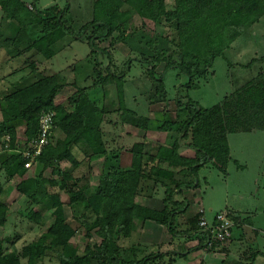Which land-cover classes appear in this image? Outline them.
Here are the masks:
<instances>
[{
	"label": "trees",
	"instance_id": "obj_1",
	"mask_svg": "<svg viewBox=\"0 0 264 264\" xmlns=\"http://www.w3.org/2000/svg\"><path fill=\"white\" fill-rule=\"evenodd\" d=\"M90 2L89 17L75 22L68 3L30 8L23 0H0V227L13 214L6 203L13 181L27 204L22 216L39 227L21 247L16 246L20 235L0 236V264H170L161 251L139 255L141 243H131L133 235L147 221L173 234L175 217L190 206L181 194L199 185L198 170L206 164L225 168L227 135L264 130L261 65L210 106L186 97L213 77L218 59L228 68L240 52L247 60L236 63L244 68L264 61V0ZM134 15L141 19L137 27H131ZM77 39L90 46L85 58L72 64L73 71L85 69L81 81L39 68L38 55L51 58ZM118 44L128 52L121 62L114 55ZM136 63L145 66L141 108L136 99L132 107L127 104L133 83L129 72ZM168 68L186 77L173 101L163 77ZM66 87L73 91L60 99ZM157 102L164 103L160 118L150 115V105ZM45 111L53 114L47 142L25 166L23 149L39 134ZM113 113L123 123L164 132L166 138L149 146L144 138L128 148L109 146L104 124ZM80 143L90 150L81 158L73 152ZM122 149L129 154L126 164H121ZM94 162L99 163L96 173ZM153 198L161 201L159 208L147 204ZM227 213L234 226L245 224L234 210ZM199 215L187 231L201 235L199 245L205 247L209 231L199 227ZM78 233L85 239L83 247L73 241Z\"/></svg>",
	"mask_w": 264,
	"mask_h": 264
},
{
	"label": "rangeland",
	"instance_id": "obj_2",
	"mask_svg": "<svg viewBox=\"0 0 264 264\" xmlns=\"http://www.w3.org/2000/svg\"><path fill=\"white\" fill-rule=\"evenodd\" d=\"M23 1L30 8L33 4L44 7L53 3H58L62 6L68 3L70 7L69 17L75 22L85 20L89 17L91 9V0ZM140 24V17L134 15L131 27H137ZM262 47L263 40L262 38H258L257 49L260 53H262ZM89 51L90 46L85 40L77 39L70 46L56 53L51 58L38 55L36 60L39 68L46 74L62 72L66 80L75 79L81 81L84 74H86L85 69L81 67L79 69L77 68V71H73L74 67L72 64L79 62L80 59H84ZM114 55L116 60L121 62L128 55V52L122 44H118ZM2 56L3 53L1 52L0 60ZM243 56L242 52L238 56H235L234 65L229 68L226 67L221 59H218L215 64L213 77L209 81L201 83L199 87L189 90L186 97L196 100L202 106H210L220 101L225 94L231 92L254 76L258 72L260 65L264 67V61H256L250 68L240 66L236 62H245L247 59ZM143 65L136 63L129 72L130 77L128 78L133 80L134 83L129 85L127 89V96L130 97L127 104L131 107L135 99L136 103H139V108L146 102L145 98L142 96L139 97L140 93H142L141 88L143 87L140 83V77L145 71V66ZM67 67L68 69L66 70ZM163 77L165 85L167 86L168 95L172 99L171 101H173L179 85L185 82L186 77L184 75L177 76V71L174 68L166 69ZM181 89H183V86ZM72 91L70 87H66L59 98L64 99ZM181 92L185 93L184 90ZM135 105L137 106V104ZM169 105L172 107V103ZM163 107V102L151 104L150 110L152 113L150 115L160 118ZM107 120L108 122L104 124V131L109 146L128 148L133 142L143 138L146 140V145L149 146L152 143L163 141L166 138L164 132L155 129L144 132L141 129L123 123L116 113L108 115ZM23 128V124L21 122L18 123L20 139L23 138ZM2 139L4 138L2 137ZM227 139L229 158L224 166L225 168L221 169L217 166L206 164L198 170L197 178L199 185L191 188L190 208L196 210L202 208L204 210L203 215L208 222L212 220L217 212L225 211L226 209L234 210L235 214L245 219V224H243V229H241L244 231L245 237L239 239L238 235L241 230L237 233L234 231L230 243L224 241L221 247L214 250L197 248L187 259L174 256L176 258L174 264H189V262L193 261L197 264H234L239 260L242 261V264H264V130L231 132L227 135ZM20 141H23V139ZM89 151L83 143L73 147L74 154L79 158L83 157ZM180 151L187 155L194 154L193 150L188 148H181ZM128 160L129 154L122 149L121 164L128 163ZM98 165V162L93 163V173L97 172ZM14 184V181L9 183V187L11 188H9V195L6 200L13 214L11 215L10 223L4 228L0 227V236H13L14 233L20 235L16 246L21 247L36 235L39 227L37 224L26 220L22 216L26 212L25 208L27 204L24 197L13 188ZM161 195L160 190L158 196L161 197ZM154 205L157 207L161 206V201H154ZM14 213L17 214L15 215ZM66 214H70L68 207H66ZM153 223L155 224V222ZM142 228L133 235L131 240V243H141L138 246L141 249L139 255L147 253L157 254L160 250H166L151 244L150 239L152 238V240L157 242V240L161 239L160 234L158 236L156 235V238L149 237V235L146 237L143 236ZM175 229L177 231H174L173 234L168 232L169 234L166 235L170 236V240L173 238L174 242L177 243L179 239H182L180 237L182 229L178 227H175ZM73 241L80 247H83L85 239L82 234L78 233ZM224 247L226 248L224 249ZM245 253L247 257L244 256ZM251 255L255 257L251 259ZM160 260L163 259H158L156 262L159 263ZM164 260L168 262L167 257ZM46 264L55 263L46 262Z\"/></svg>",
	"mask_w": 264,
	"mask_h": 264
},
{
	"label": "crops",
	"instance_id": "obj_3",
	"mask_svg": "<svg viewBox=\"0 0 264 264\" xmlns=\"http://www.w3.org/2000/svg\"><path fill=\"white\" fill-rule=\"evenodd\" d=\"M1 52L3 53V51H0V54H1ZM181 195L184 197H187L188 200H191L190 199L191 189L184 190ZM156 200H159V199H156V198L149 199V200H147V204L152 206V207L159 208L160 206L157 207L154 205V201H156ZM190 207H191V201H190V206L184 212L177 215L174 219L175 227L182 229L181 230V236H180V237H182V239H179V241H177V243L174 242L173 238L170 240V236L166 235V234H169L170 232L168 233L167 229L164 226L157 224V223L154 224L153 221H147L144 224L143 228L141 229V231L144 233L143 236H146V237L149 235V237L156 238V235L158 236L160 234V236H161L160 240H157V242H156V241L152 240V238H151L150 241H151V244L160 247V249H166V250H162V251L160 250V251L163 253L164 258L167 257V260L170 262V264H174L176 262L175 257H182V258L187 259L189 256L192 255V253L194 251H196L197 248H203L204 249V247H200V245H199V238L201 235L198 236V235L193 234V233L191 234V231H189V230L187 231V229L192 227L193 217H195V216H197V214H199L198 210L200 209V208H198L196 210V209L190 208ZM225 211L228 212L229 209H226ZM198 220H199V218H198ZM242 227H243V224L239 225V226H234L232 233H231V236H233L234 231H236L235 233H237L239 230L243 229ZM146 228H147V230H145ZM174 231H177V230L174 229ZM170 234H172V233H170ZM165 236H167V237H165ZM238 236H239V239H243L245 237L244 231L241 230V232H239ZM231 240H232V237H231V239L227 240V242L230 243ZM227 242H225V243H227ZM134 243H138V242H134ZM221 245L219 247H221ZM219 247H217V248H219ZM225 248L226 247H224V249ZM235 263H237V262H235ZM153 264H155V263H153ZM189 264H197V263L195 261H193V262H189Z\"/></svg>",
	"mask_w": 264,
	"mask_h": 264
},
{
	"label": "built area",
	"instance_id": "obj_4",
	"mask_svg": "<svg viewBox=\"0 0 264 264\" xmlns=\"http://www.w3.org/2000/svg\"><path fill=\"white\" fill-rule=\"evenodd\" d=\"M52 118L53 114L50 111H45L41 114L39 118V134L32 140L31 147L23 149V155L28 158L25 166L30 165L32 158L41 152L43 145L47 142V136L52 127ZM3 138L6 140L8 136H4ZM198 213H200L198 220L199 227L205 231H209L207 244L204 247L205 250L211 249L214 242L225 241L230 237L234 220L229 217L226 211L217 212L210 222L204 217V210L202 208L198 210Z\"/></svg>",
	"mask_w": 264,
	"mask_h": 264
}]
</instances>
